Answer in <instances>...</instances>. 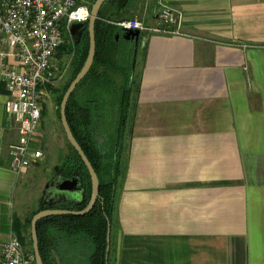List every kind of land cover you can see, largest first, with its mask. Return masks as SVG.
<instances>
[{"label":"crops","instance_id":"crops-1","mask_svg":"<svg viewBox=\"0 0 264 264\" xmlns=\"http://www.w3.org/2000/svg\"><path fill=\"white\" fill-rule=\"evenodd\" d=\"M110 5L105 13L114 22L138 17L153 26L160 5L181 15L179 35L140 32L137 44L113 29V80L98 86L120 98L128 90L131 116L115 190L111 264H264V0ZM129 51L128 79L122 63ZM1 64L0 260L14 223L23 224L41 198L37 191L25 204L35 165L20 174L10 168L7 147L17 131L4 108ZM43 113L38 163L45 166ZM81 250L90 253L61 242L53 263L82 264Z\"/></svg>","mask_w":264,"mask_h":264},{"label":"trees","instance_id":"trees-1","mask_svg":"<svg viewBox=\"0 0 264 264\" xmlns=\"http://www.w3.org/2000/svg\"><path fill=\"white\" fill-rule=\"evenodd\" d=\"M107 4L114 5L116 9H120L117 0H107L99 12L98 19L95 23V57L93 64L86 77L79 83L74 92L71 94L66 105V119L72 135L76 142L84 152L88 161L92 165L99 180V194L97 201L92 210L83 216L73 215H57L43 218L36 224L38 248L43 264H54L52 250L58 247L61 242H69L71 245H80L87 247L90 253L84 257L82 264H111V229L114 217L115 205V190L118 177L121 175V151L123 128L118 127L111 144L99 145L95 140L94 132L98 128L95 127L96 113L88 109L85 99L89 93L84 95L77 94V90L87 80L89 86L86 91L95 89L102 80L112 82L113 78L109 73L114 69L115 61L113 53L115 48V37L113 29L115 26L108 24V21L114 22L116 19L113 15L105 13ZM85 29L79 38L78 43L73 40L66 47L62 45L59 49L63 52L65 49L68 52L74 53L71 62L70 77L62 89L58 97V114L59 105L63 94L67 90L69 84L79 73L87 58L89 49V36L87 31V22L84 23ZM105 68V72L99 73L98 67ZM130 76L125 78L129 79ZM128 82V81H127ZM128 85V84H127ZM128 90L125 91V96L120 98L121 105L118 107L119 125H124L125 108L128 107ZM84 96V97H83ZM121 123V124H120ZM70 153H68L62 163L54 170V176L59 181L74 180L77 183V191L73 193L52 192L51 194H43L38 202V209L32 213L23 224L14 223L13 231L24 248L28 245L29 251L32 253L31 236L29 232L28 243L22 237L24 229H30V220L32 216L41 210H64V211H81L83 210L91 194V183L87 170L79 158L75 150L69 145ZM50 193V192H49ZM108 223L110 224V243L108 258L106 260V250L108 247L106 241ZM86 245V246H84Z\"/></svg>","mask_w":264,"mask_h":264},{"label":"built area","instance_id":"built-area-1","mask_svg":"<svg viewBox=\"0 0 264 264\" xmlns=\"http://www.w3.org/2000/svg\"><path fill=\"white\" fill-rule=\"evenodd\" d=\"M89 18L86 0H0L4 108L17 131L16 141L7 150L10 168L16 174L42 158L43 90L64 76L66 66L61 71L55 58L70 28ZM107 23L123 31L179 35L181 15L160 5L153 26L138 17ZM0 264H34V257L12 234L3 244Z\"/></svg>","mask_w":264,"mask_h":264},{"label":"rangeland","instance_id":"rangeland-1","mask_svg":"<svg viewBox=\"0 0 264 264\" xmlns=\"http://www.w3.org/2000/svg\"><path fill=\"white\" fill-rule=\"evenodd\" d=\"M89 3H93L95 0H86ZM106 6H104L105 8ZM121 30V29H120ZM123 31V30H122ZM71 42H73V39L70 36L65 37L64 42L62 45L68 47ZM119 47H122L121 44ZM119 50L117 51V54H119ZM74 53L68 52L66 49L63 52L58 51L57 56L55 58V63L57 64V67L62 68L61 71L64 70V67L66 68L64 72V76L58 80L57 82L47 86L43 90V106L42 108L44 109V124L45 127L48 130V152L46 153L45 161H47V165L42 166L40 163L34 164L35 170L33 172H30L28 183L26 184V191H25V200H26V206L30 202V197L31 199L36 198V192L40 191L41 196L45 193L51 194V190L54 188H48V184L50 183L51 180L57 179L54 176V172H50L48 170L52 169L54 166V163L56 162V157L59 155L65 156L68 153H70V149L68 148V142L67 139L64 135L61 123H60V117L58 114V97L60 96L63 87L67 83L70 73H71V62L73 60ZM124 71L127 73V77L129 76L130 73V66L132 64V51H129L128 54H124ZM121 58V57H120ZM118 57V60L120 59ZM120 63V64H121ZM87 80L85 83L81 85V87L77 90V94L79 95H84L83 92L85 93V88H87L90 84ZM105 84V83H104ZM128 82L126 81L124 84L120 82V84H116V86H123L127 87ZM89 93V92H88ZM121 94V92H120ZM84 97V96H83ZM88 100V101H87ZM85 102L90 104L91 109H94V112H96V107L99 105V109L96 112V118H95V123L98 125H95V127L98 128V131L96 130L94 132L95 140L99 145L105 144V142L109 145L114 141L115 134L117 132V129L119 126L123 128L122 135L123 139L127 137L128 133V127H129V120L131 116V111L128 107L125 108V118H124V125H119L118 120H119V113L118 111V104L120 101L119 97V92L118 91H105L102 89L100 86H97L95 89L91 90L89 93V96L87 99L84 100ZM42 109V111H43ZM99 112V113H98ZM119 112V111H118ZM122 152V151H121ZM44 161V162H45ZM43 163V161H41ZM38 165V166H37ZM53 166V167H52ZM47 170V171H46ZM64 181H59L60 185ZM77 186V183L74 185V187L61 190L58 189V192L60 193H72L75 190V187ZM50 192V193H49ZM40 196V197H41ZM28 215L26 219L29 217ZM25 219V220H26ZM24 220V221H25ZM29 232L30 229H24L22 231V237L25 240V244L28 243L29 240ZM17 237L16 235H14ZM18 239V238H17ZM26 246V250L29 251V246ZM86 246V245H84ZM81 262L83 261L84 257L87 256L88 251L87 250H81Z\"/></svg>","mask_w":264,"mask_h":264},{"label":"water","instance_id":"water-1","mask_svg":"<svg viewBox=\"0 0 264 264\" xmlns=\"http://www.w3.org/2000/svg\"><path fill=\"white\" fill-rule=\"evenodd\" d=\"M106 1L107 0H95L93 3H88L90 7V18L87 21V31H88V36H89V49H88L87 58L83 64V67L81 68L79 73L75 76L73 81L69 84L67 90L63 94V97L59 105V117H60V123L63 129L64 135L69 145L78 154L90 178V183H91L90 199L86 207L81 211L41 210L32 216L30 220V236H31L34 264H43L40 253H39V248H38V238H37V231H36L37 222L43 218H47L50 216H57V215L83 216L92 210L98 198L99 180H98L97 174L95 173L92 165L90 164L84 152L82 151V149L76 142L74 136L72 135V132L70 130V127L66 119V105L68 103V100L71 94L74 92V90L79 85V83L86 77V75L88 74L93 64L94 57H95V49H96L95 31H94L95 23L98 19L100 9ZM127 1L128 0H117V3L120 5V7H124ZM82 25L83 24H73L72 27L70 28V35L74 36V31L82 27ZM123 32H124V37L127 40L137 44L138 39H139V33H140L139 31H123ZM75 184H76V181L74 180H66L60 185V189L61 190L69 189V188L74 187ZM106 241L108 244V247L106 250V260H107L108 252H109V243H110V224L109 223H108Z\"/></svg>","mask_w":264,"mask_h":264},{"label":"flooded vegetation","instance_id":"flooded-vegetation-1","mask_svg":"<svg viewBox=\"0 0 264 264\" xmlns=\"http://www.w3.org/2000/svg\"><path fill=\"white\" fill-rule=\"evenodd\" d=\"M87 3H89L88 1H87ZM84 29H85V25L83 24L82 25V27H80V28H78V29H76L75 31H74V36H71V38L75 41V42H77L78 43V41H79V38L81 37V34L83 33V31H84ZM88 101V100H87ZM87 101H86V105H87V107H88V109H90V110H93L94 111V109H91V107H90V104L89 103H87ZM97 108L98 107H96V112H97ZM95 112V113H96ZM97 114V113H96ZM121 124V123H120ZM97 125V124H96ZM98 126V125H97ZM48 186V188L50 189V188H54L53 190H51V193L53 192H57L58 191V189H60V183H59V180L58 179H54L53 178V180H51L50 181V183L47 185ZM76 189H78L77 187H75V190ZM73 193V192H72Z\"/></svg>","mask_w":264,"mask_h":264}]
</instances>
